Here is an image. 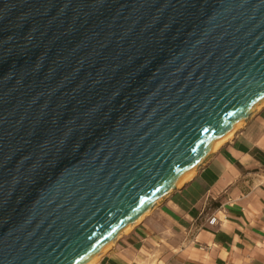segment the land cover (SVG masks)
<instances>
[{"label": "water", "instance_id": "1", "mask_svg": "<svg viewBox=\"0 0 264 264\" xmlns=\"http://www.w3.org/2000/svg\"><path fill=\"white\" fill-rule=\"evenodd\" d=\"M264 102V0H0V264H88Z\"/></svg>", "mask_w": 264, "mask_h": 264}, {"label": "crops", "instance_id": "2", "mask_svg": "<svg viewBox=\"0 0 264 264\" xmlns=\"http://www.w3.org/2000/svg\"><path fill=\"white\" fill-rule=\"evenodd\" d=\"M95 264H264V102Z\"/></svg>", "mask_w": 264, "mask_h": 264}, {"label": "bare ground", "instance_id": "3", "mask_svg": "<svg viewBox=\"0 0 264 264\" xmlns=\"http://www.w3.org/2000/svg\"><path fill=\"white\" fill-rule=\"evenodd\" d=\"M260 106L261 105H259L256 109H258V108H260ZM245 120H246V118L242 121V122H240V124L238 125V126H236L233 130H231L228 134H227V136L224 138V139H222V140H220L219 141V143L216 145V146H214L205 156H204V158L202 159V161H201V163L208 157V156H210V154L212 153V152H214L217 148H218V146L224 141V140H227V139H229V138H231L233 135H234V133L236 132V130H238L240 127H242L243 125H244V123H245ZM197 168V167H196ZM196 168H193L192 170H190L188 173H186V175L178 182V184H177V186L176 187H178L179 185H181L185 180H187L190 176H192L193 175V173H194V171H195V169ZM155 206H153V208H154ZM152 208V209H153ZM147 212H149V211H147ZM146 212V213H147ZM145 213V214H146ZM144 215H142V216H140L135 222H133L130 226H128L125 230H124V232L125 233H127L131 228H132V226L134 225V224H136L139 220H141V218L143 217ZM124 232H122V233H124ZM121 233V234H122ZM120 234V235H121ZM120 235H118L106 248H104L101 252H100V254H98L96 257H94L88 264H95L97 261H98V259L100 258V256L101 255H103V254H105L106 252H107V250L112 246V244L114 243V241L120 236Z\"/></svg>", "mask_w": 264, "mask_h": 264}]
</instances>
